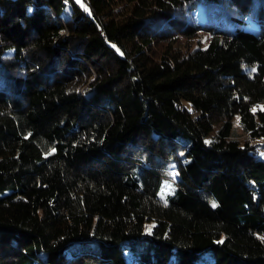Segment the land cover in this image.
I'll list each match as a JSON object with an SVG mask.
<instances>
[{
    "label": "trees",
    "instance_id": "1",
    "mask_svg": "<svg viewBox=\"0 0 264 264\" xmlns=\"http://www.w3.org/2000/svg\"><path fill=\"white\" fill-rule=\"evenodd\" d=\"M0 264H264V0H0Z\"/></svg>",
    "mask_w": 264,
    "mask_h": 264
},
{
    "label": "rangeland",
    "instance_id": "2",
    "mask_svg": "<svg viewBox=\"0 0 264 264\" xmlns=\"http://www.w3.org/2000/svg\"><path fill=\"white\" fill-rule=\"evenodd\" d=\"M197 13L198 15L202 18L203 16V10L201 7H199L197 9ZM206 33H202L201 34V40L198 42L199 45L204 46L206 41H207V35H205ZM237 117L234 118L235 122L237 121ZM239 133L240 134H244V131L240 128L239 129ZM173 175L175 176L176 174L173 173ZM173 189V182L171 180H164L163 184H162V188L160 190L159 196L162 199H166L167 195L172 191ZM151 226H153V222L149 223L148 228H150ZM91 249V243L89 242H75L72 244H69L66 248V254L68 255H72V253H79L80 251L84 252V251H90Z\"/></svg>",
    "mask_w": 264,
    "mask_h": 264
},
{
    "label": "snow or ice",
    "instance_id": "3",
    "mask_svg": "<svg viewBox=\"0 0 264 264\" xmlns=\"http://www.w3.org/2000/svg\"><path fill=\"white\" fill-rule=\"evenodd\" d=\"M254 70V69H253ZM53 151H55V149H53ZM213 206H215V205H213Z\"/></svg>",
    "mask_w": 264,
    "mask_h": 264
}]
</instances>
